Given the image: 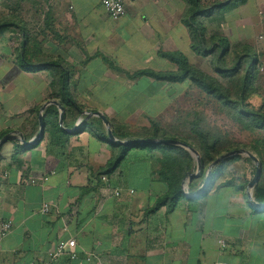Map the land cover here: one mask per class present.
I'll list each match as a JSON object with an SVG mask.
<instances>
[{
	"label": "crops",
	"instance_id": "1",
	"mask_svg": "<svg viewBox=\"0 0 264 264\" xmlns=\"http://www.w3.org/2000/svg\"><path fill=\"white\" fill-rule=\"evenodd\" d=\"M124 1L126 14L113 20L102 0H50L49 28H35L40 20L36 13L24 16L8 6L2 10L0 139L19 133L34 140L42 112L45 134L35 145L24 146L14 138L0 149V224H13L0 243V264H264V208L252 203L247 187L242 188L244 180L208 187L195 198L183 195L171 209L163 202L169 185L160 174V150L133 148L104 174L122 148L90 129L79 130L93 122L108 135L98 116L77 127L90 112L101 111L113 128H122L137 112L131 100H137L138 84L151 95L169 85L146 76L123 77L115 67L131 74L141 69L176 71L178 66L161 52H181L191 63L197 55L185 23L186 0ZM221 5H203L210 14L201 19L206 37L208 32L229 40L243 36L242 43L264 46V0L238 5L243 12H235L230 0ZM257 6L261 12L239 16L245 7L248 13ZM256 21L262 33L253 31ZM23 48L27 63L20 57ZM53 60L67 71L69 94L80 105L79 110L63 105V124L60 109L49 102L63 104L62 69L40 67ZM123 95L128 102L117 105ZM52 128H58L55 138ZM103 177L122 189L120 196L107 188ZM45 202L51 205L48 213L41 212ZM69 239L76 240L78 257L63 253L52 258L59 241Z\"/></svg>",
	"mask_w": 264,
	"mask_h": 264
},
{
	"label": "rangeland",
	"instance_id": "2",
	"mask_svg": "<svg viewBox=\"0 0 264 264\" xmlns=\"http://www.w3.org/2000/svg\"><path fill=\"white\" fill-rule=\"evenodd\" d=\"M226 1L228 0H202V4L207 3L218 7ZM230 1L234 7H237L235 12L243 10L241 8L239 10L238 5L240 4L235 5L234 0ZM6 6L15 8L16 11L19 9L18 12L21 11L24 16L38 14L40 20L34 22V24L36 23L35 28L39 25L50 27L52 7L50 0H0V15ZM246 9L247 7H245V12L239 16L244 17L251 13L261 12L262 8L257 6L254 9L252 7L248 13H246ZM262 24L264 25V22ZM255 25L253 31L262 33V28L257 27L258 21L255 22ZM35 28L34 25L31 27L36 31ZM249 28L250 34H252V24ZM213 35L214 33L209 32L207 35L208 44L206 46L211 50L214 41L211 39ZM242 37L233 35V39L229 40L230 46L224 51L218 48L209 55L197 54L192 57L194 66L221 83L230 103L221 102L217 97L208 95L189 81L182 84L163 85L153 95L138 84L137 100H131L132 104L137 103V112L133 113L130 118L127 117L128 123L123 125L119 131L133 128L132 133H148L153 123H158L167 131L169 137L177 136L186 139L198 150L205 147V143L199 135L192 133L191 128L196 126L198 131L203 130L211 133L209 144L215 145V154L218 157L229 151L244 148L255 155L259 154L264 159V130L253 126L247 116L241 114L245 111L264 113V46L249 51L245 48L246 44L242 43ZM258 38V40H262L261 37ZM216 42L219 41L216 40ZM248 54L253 56L255 65H250ZM62 64L67 63L63 62ZM249 74L250 76H248ZM118 75L125 77L124 73ZM127 86L129 87V85ZM243 86L246 87L245 93H242ZM124 99H127V95H123L115 103L117 105H121L123 102L127 103L128 100ZM235 106L239 109H235ZM187 151L193 158L191 172H196L197 160L189 150ZM236 156H241V158L229 161L224 166L223 172L216 178L214 186L227 181H232L235 184L244 180L243 184L248 189L245 181L250 182L254 177L256 163L247 155ZM257 157L259 156L257 155ZM202 171L199 177L202 176ZM183 180H187V177ZM254 188L251 189L252 193ZM186 190L190 191L189 183Z\"/></svg>",
	"mask_w": 264,
	"mask_h": 264
},
{
	"label": "trees",
	"instance_id": "3",
	"mask_svg": "<svg viewBox=\"0 0 264 264\" xmlns=\"http://www.w3.org/2000/svg\"><path fill=\"white\" fill-rule=\"evenodd\" d=\"M189 4V11L187 12L185 23L190 27L191 29V40H192V49L196 52V54L200 55H209L214 50L221 48L223 51L228 48L230 45L229 39L227 37L223 36H212L211 39H213V47L212 50L207 48L208 44V38L206 37V30L204 27V24L202 22V16H204L205 13H207V10L203 9L202 0H186ZM247 0H234L235 5L237 4H243ZM218 7H224L223 5H220ZM228 7V6H227ZM214 8V7H213ZM207 15H210L207 13ZM3 25H0V31L3 29ZM218 40L219 42H216ZM245 48L247 50L252 51L254 48L249 45H245ZM160 56L163 58L169 59L171 62H174L178 69L176 71H156L153 69H141L136 71L135 73L131 74L121 68L115 67L118 69L121 73H124L130 78H138L142 76H146L149 78H152L157 81H163L166 82L169 85H175V84H182L187 81L191 82L195 86H197L199 89L207 93L208 95L217 97L221 102H224L225 104L230 103V100L227 96V94L224 92V87L221 85V83L209 76L207 73L202 71L201 69L194 66L188 59L186 55H184L181 52H161ZM21 59L25 58L23 60L27 63L28 59L26 56V52L24 53V48L21 52ZM248 57L250 58V65H255L253 56L251 54H248ZM53 66V72L60 71L62 69V65L60 62H56L53 60V63H45L43 66ZM32 68H39V67H32ZM253 68V67H252ZM250 76V74L248 75ZM67 77L68 73L67 71H64L62 69V80L60 82V93L64 97L62 99L63 105L67 104L75 109H80V105L76 100L71 98L69 94V85L67 83ZM253 77V76H252ZM246 82V81H244ZM56 85V83H53V87ZM246 92V87L243 86L242 93ZM235 109H239V107L235 106ZM53 113L58 116L57 110L55 106H53ZM244 116H247V118L251 121L253 126L258 127L259 129L264 130V113L262 112H241ZM89 127V128H88ZM58 128H52V130H49V133L51 134L52 138L56 137V131ZM60 129V128H59ZM86 129L92 130L100 139L102 140H108V135L101 131L102 128H97L93 122H86L79 130L84 131ZM120 129V128H119ZM118 128H113V133L115 137L119 139H134V138H173L177 140L184 141L189 144V142L186 139H181L177 136L169 137L167 135V131L162 128L158 123H153L152 127L149 128L148 133L142 134H129L126 132H120ZM192 133L199 135L200 138L203 139L205 143V147L199 148L198 150L201 153V159H202V176L198 178H194L191 183H189V192L194 193L196 192L199 187L203 184L204 176L206 173L207 168L209 165L218 157L217 154H215V145L209 144L211 133L209 131H203L196 128V126H193L191 128ZM196 135V136H197ZM113 146L121 147L122 152L120 157L117 159L115 163H113L107 170H105V173H110L114 169H116L120 163L125 159L129 151L136 147H148L151 149H157L161 151L162 159H161V171L160 174L163 175L164 179L167 181L169 185V191L167 196L164 198L163 202H167L169 204V207L173 209L179 199L183 196L182 191V181L185 177H188L189 173H191L192 170V161L193 158L191 154L185 150L184 148L177 146V145H171V144H145V143H134L130 145H120L115 142L110 141ZM257 154V153H256ZM259 156V159L262 162V175L259 183L255 186L253 190V197L260 202L264 203V184L262 185V182L264 180V159L262 156L257 154ZM241 158V156H232L229 157L221 162H219L217 165L213 168V176L211 178L209 188L214 187V183L216 178L222 174L224 166L234 159ZM245 182L248 183V180ZM233 183L232 181L223 182L222 184H219L218 187H221L224 184H230ZM243 189L246 188L245 185L242 186ZM155 210V209H154Z\"/></svg>",
	"mask_w": 264,
	"mask_h": 264
},
{
	"label": "water",
	"instance_id": "4",
	"mask_svg": "<svg viewBox=\"0 0 264 264\" xmlns=\"http://www.w3.org/2000/svg\"><path fill=\"white\" fill-rule=\"evenodd\" d=\"M50 103L55 104L56 106H58V108L60 109V124H63V117H64V112H65V107L63 106V104L57 100H53V101H49ZM48 102V103H49ZM46 105L43 107V110L45 109ZM92 116H98L106 125L107 130H108V137L109 140L112 142H115L117 144L120 145H130V144H134V143H145V144H171V145H177L180 147H183L187 150H189L196 158L197 160V170L196 172H191L189 173L187 180H183L182 182V191H183V195L187 198H195L197 196L202 195L209 187L211 178L213 176V168L215 165H217L219 162L232 157V156H236V155H247L248 157H250L255 163H256V171L254 174V177L252 178V180L248 183V195L252 201V203L258 207H262L264 208V204H260L257 201L254 200V197L252 195V191L251 189H253L260 181L261 179V175H262V162L259 159V157H257V155H255L253 152L244 149V148H240V149H235L232 151H229L225 154H222L221 156L217 157L207 168L206 173H205V178H204V183L203 186L200 190H198L195 193H189L186 190V187L188 186V183H190L194 178L199 177L203 165H202V159H201V154L199 153V151L194 148L192 145L181 141V140H177V139H173V138H134L131 140H122L119 139L117 137H115L114 133H113V124L112 122L107 118V116L101 112V111H95V112H90L86 118L84 120H81L77 127L82 125L83 123H85L90 117ZM44 120H45V116L43 114V112L40 114L39 116V122H40V130H39V135L34 139V140H27L25 139V137L22 134L19 133H9L4 135L1 139H0V149L1 147L9 140L11 139H17L20 140L22 142V144L24 146H31V145H35L36 143H38L39 141H41L44 137L45 134V124H44ZM78 128H74L72 131L70 132H75ZM188 182V183H187Z\"/></svg>",
	"mask_w": 264,
	"mask_h": 264
},
{
	"label": "built area",
	"instance_id": "5",
	"mask_svg": "<svg viewBox=\"0 0 264 264\" xmlns=\"http://www.w3.org/2000/svg\"><path fill=\"white\" fill-rule=\"evenodd\" d=\"M102 6L113 20H119L126 14V6L124 0H102ZM47 180V178H45ZM103 180L107 184V188L113 191V194L116 196H120L122 189L121 188H113V186L108 182L107 177H103ZM35 183V180H32ZM133 192V191H132ZM51 209V205L48 202H45L42 205L41 212L48 213ZM13 229V224L11 221H3L0 224V243L2 239L9 234ZM222 245H225L224 241H221ZM76 240H61L57 245L56 252L52 255V258H55L63 253H69L71 259H76L78 257V253L75 250ZM88 261H91L92 258L88 257Z\"/></svg>",
	"mask_w": 264,
	"mask_h": 264
}]
</instances>
